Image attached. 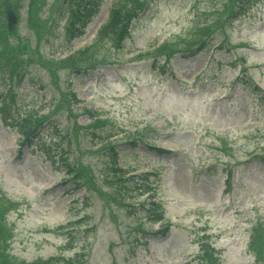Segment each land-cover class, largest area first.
I'll list each match as a JSON object with an SVG mask.
<instances>
[{"label": "rangeland", "instance_id": "obj_1", "mask_svg": "<svg viewBox=\"0 0 264 264\" xmlns=\"http://www.w3.org/2000/svg\"><path fill=\"white\" fill-rule=\"evenodd\" d=\"M119 1L93 45L114 0H19L13 35L0 0V264H264V0Z\"/></svg>", "mask_w": 264, "mask_h": 264}, {"label": "trees", "instance_id": "obj_2", "mask_svg": "<svg viewBox=\"0 0 264 264\" xmlns=\"http://www.w3.org/2000/svg\"><path fill=\"white\" fill-rule=\"evenodd\" d=\"M128 2L129 0H123V2ZM72 13H75V12H72ZM121 19H122V12H121V3L119 0H114V2L111 4L110 8H109V12H108V17L104 23V25H102L98 30H97V33H96V38H95V44L93 45H96V42L98 41H101V40H111L115 34V29L118 27V26H121ZM124 31L126 30L125 28H123V26L121 27ZM116 41V40H115ZM162 51H164L166 49V47H161L160 48ZM69 60H74V55H70L68 56ZM104 124L103 122H100V120L96 121L95 122V125L96 127H101V125ZM19 125V128L22 129L23 131V134H27L29 131H31V121L28 119V118H24V120L21 121V123H18ZM32 134V133H31ZM93 137H95L96 139H99L100 142H106L107 140V137H110L111 134H104L103 133H95L93 132L91 134ZM105 145V144H104ZM108 145V143L106 144V146ZM109 150L111 151V155H112V160L115 161L116 160V151L114 149V146H111L109 148ZM115 163V162H114ZM69 165V164H68ZM113 171L115 172H118L119 174H121L120 176L123 175V171L118 169L116 170L115 167H113ZM125 188H122L123 190H127L126 186H124ZM140 187H143V185L139 184L137 185V188L139 189ZM156 211H153V214L155 215ZM2 214L0 213V225L3 224V221H2ZM3 230L0 231V233H2ZM257 235V234H256ZM257 241H260V235H257V236H254L252 238V249H254L256 247V249L258 250L259 248L258 245H257ZM3 253L0 252V261L4 259L3 257ZM212 257V256H211ZM214 260V259H213ZM215 264V262L213 263Z\"/></svg>", "mask_w": 264, "mask_h": 264}, {"label": "water", "instance_id": "obj_3", "mask_svg": "<svg viewBox=\"0 0 264 264\" xmlns=\"http://www.w3.org/2000/svg\"><path fill=\"white\" fill-rule=\"evenodd\" d=\"M4 6L6 10L7 15V26L10 33L15 32V25L17 23L18 17H17V0H5ZM19 51L21 53H26L29 55V58L32 59V53L31 50L27 44V42H23L19 45Z\"/></svg>", "mask_w": 264, "mask_h": 264}]
</instances>
